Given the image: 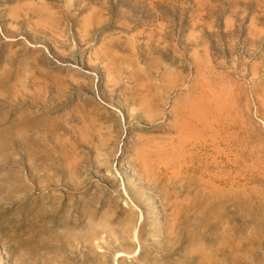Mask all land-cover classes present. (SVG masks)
<instances>
[{
	"label": "rangeland",
	"instance_id": "rangeland-1",
	"mask_svg": "<svg viewBox=\"0 0 264 264\" xmlns=\"http://www.w3.org/2000/svg\"><path fill=\"white\" fill-rule=\"evenodd\" d=\"M0 264H264V0H0Z\"/></svg>",
	"mask_w": 264,
	"mask_h": 264
}]
</instances>
